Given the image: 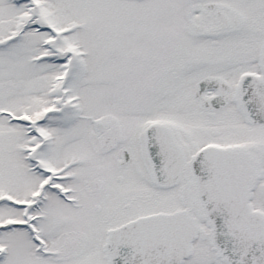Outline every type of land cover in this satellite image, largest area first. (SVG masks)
I'll use <instances>...</instances> for the list:
<instances>
[{"label":"snow or ice","instance_id":"snow-or-ice-1","mask_svg":"<svg viewBox=\"0 0 264 264\" xmlns=\"http://www.w3.org/2000/svg\"><path fill=\"white\" fill-rule=\"evenodd\" d=\"M0 264H264V0H0Z\"/></svg>","mask_w":264,"mask_h":264}]
</instances>
